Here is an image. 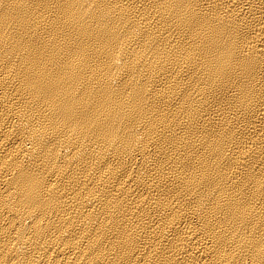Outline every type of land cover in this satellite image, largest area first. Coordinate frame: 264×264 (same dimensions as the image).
Returning <instances> with one entry per match:
<instances>
[{
  "label": "bare ground",
  "instance_id": "bare-ground-1",
  "mask_svg": "<svg viewBox=\"0 0 264 264\" xmlns=\"http://www.w3.org/2000/svg\"><path fill=\"white\" fill-rule=\"evenodd\" d=\"M0 264H264V0H0Z\"/></svg>",
  "mask_w": 264,
  "mask_h": 264
}]
</instances>
